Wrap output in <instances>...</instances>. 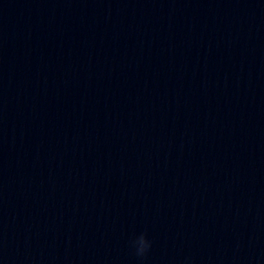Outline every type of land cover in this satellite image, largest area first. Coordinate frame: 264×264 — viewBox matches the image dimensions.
I'll return each instance as SVG.
<instances>
[{
	"label": "clouds",
	"instance_id": "clouds-1",
	"mask_svg": "<svg viewBox=\"0 0 264 264\" xmlns=\"http://www.w3.org/2000/svg\"><path fill=\"white\" fill-rule=\"evenodd\" d=\"M133 247L136 249V254L143 255L144 252L150 247V242L146 239L144 234H141L133 241Z\"/></svg>",
	"mask_w": 264,
	"mask_h": 264
}]
</instances>
